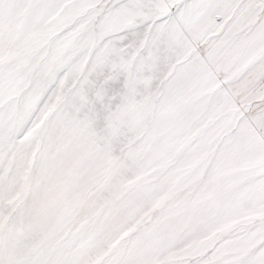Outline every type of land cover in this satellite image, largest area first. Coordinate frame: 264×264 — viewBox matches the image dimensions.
<instances>
[{"label": "snow or ice", "instance_id": "1", "mask_svg": "<svg viewBox=\"0 0 264 264\" xmlns=\"http://www.w3.org/2000/svg\"><path fill=\"white\" fill-rule=\"evenodd\" d=\"M0 264H264V0H0Z\"/></svg>", "mask_w": 264, "mask_h": 264}]
</instances>
